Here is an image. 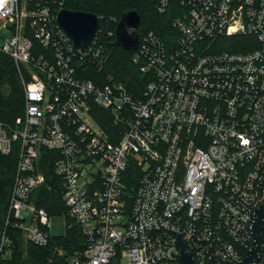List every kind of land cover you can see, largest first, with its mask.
Segmentation results:
<instances>
[{
    "label": "built area",
    "instance_id": "2783aa9c",
    "mask_svg": "<svg viewBox=\"0 0 264 264\" xmlns=\"http://www.w3.org/2000/svg\"><path fill=\"white\" fill-rule=\"evenodd\" d=\"M154 1L163 13L171 0ZM175 1L170 45L150 30L132 51L146 78L137 95L88 77L105 61L101 16L80 50L56 22L66 0L0 3L10 32L0 53L24 98L23 114L0 123V151L18 143L0 257L11 254L9 226L34 245L52 241L47 264H181L178 236L193 264H239L250 249L264 203V0ZM42 148L57 152L64 227H78L80 250L56 244L49 213L31 199L45 180ZM252 264H264V236Z\"/></svg>",
    "mask_w": 264,
    "mask_h": 264
},
{
    "label": "trees",
    "instance_id": "16d2710c",
    "mask_svg": "<svg viewBox=\"0 0 264 264\" xmlns=\"http://www.w3.org/2000/svg\"><path fill=\"white\" fill-rule=\"evenodd\" d=\"M155 6L154 0H66L64 7L67 9L90 12L102 17L100 22L101 31L98 38H100V43L103 46L102 52L105 55V61L100 71L96 72L93 68L89 70L90 75L88 77L91 80L123 82L135 95L141 91L142 81L146 78L140 72L138 66L132 62L131 55L133 52L113 45L114 35L105 33L103 35L102 32H105V30L113 32L117 20L124 11L136 10L141 17L140 25L137 28L139 37L151 30L167 45H170L175 34L171 20L178 12V5L175 0H171L163 13L158 12ZM235 38L237 40L246 39L238 36ZM221 49L247 50L248 48L223 45ZM18 76L11 58L0 53V123L3 125H11L17 117L23 114L24 98ZM101 113H104V111ZM96 119L102 127L107 126L106 118L102 120L101 117L96 116ZM41 152L40 165L45 180L42 185L32 192L31 199L37 207L44 208L49 215H63L66 207L62 200V180L54 173L53 169V159L57 152L46 148H42ZM17 153V141L12 142L8 153L4 154L0 151V237L5 227ZM128 173L132 174L131 181L134 183L136 169L130 167ZM66 220L70 222L68 218ZM6 235L9 239L8 248L11 254L7 258L0 257V264L48 263L53 251L52 241L46 246H37L25 242L31 255L23 256L22 234L9 226L6 228ZM53 239L57 245H61L67 250H80L84 247V237L74 223L65 228L64 234L53 236Z\"/></svg>",
    "mask_w": 264,
    "mask_h": 264
},
{
    "label": "water",
    "instance_id": "95a60500",
    "mask_svg": "<svg viewBox=\"0 0 264 264\" xmlns=\"http://www.w3.org/2000/svg\"><path fill=\"white\" fill-rule=\"evenodd\" d=\"M141 17L136 10L124 11L115 27V40L113 45L128 51H134L140 41L137 28ZM56 22L71 37L75 48L85 49L96 36L99 27L97 14L61 8L57 12ZM252 241L251 247L244 255L239 264H252L257 261L262 249L264 236V203L255 209L253 221L250 226ZM180 246V263L193 264V256L187 252L185 245L178 236Z\"/></svg>",
    "mask_w": 264,
    "mask_h": 264
},
{
    "label": "rangeland",
    "instance_id": "374dc122",
    "mask_svg": "<svg viewBox=\"0 0 264 264\" xmlns=\"http://www.w3.org/2000/svg\"><path fill=\"white\" fill-rule=\"evenodd\" d=\"M10 34V32L6 29L2 27V23L0 22V42L3 40V38L7 37ZM19 77V76H18ZM19 83L22 86V81L19 77ZM50 222L52 224L51 226V233L53 235H62L64 234L65 231V227H64V223H65V219L63 215H50ZM26 241L23 239L22 242V255L26 256L30 254V250L28 251V247L25 243ZM31 255V254H30Z\"/></svg>",
    "mask_w": 264,
    "mask_h": 264
},
{
    "label": "snow or ice",
    "instance_id": "6c2138e0",
    "mask_svg": "<svg viewBox=\"0 0 264 264\" xmlns=\"http://www.w3.org/2000/svg\"><path fill=\"white\" fill-rule=\"evenodd\" d=\"M3 2V0H0V3H2Z\"/></svg>",
    "mask_w": 264,
    "mask_h": 264
}]
</instances>
